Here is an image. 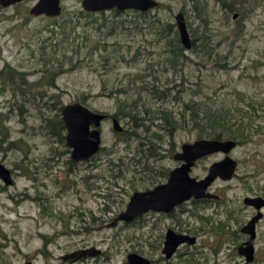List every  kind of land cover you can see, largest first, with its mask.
I'll return each instance as SVG.
<instances>
[{
    "label": "rangeland",
    "instance_id": "1",
    "mask_svg": "<svg viewBox=\"0 0 264 264\" xmlns=\"http://www.w3.org/2000/svg\"><path fill=\"white\" fill-rule=\"evenodd\" d=\"M37 1L0 5V72L5 68L17 72L13 84H3L7 74L0 75V113L8 117L0 130V161L13 177L11 185L0 178V262L129 264L132 252L153 264L245 262L238 246L248 236L241 228L256 210L245 205L244 198L264 195V0H239L244 16L236 18L220 0H200L197 9L196 0H158L161 6L140 19L130 10L118 16L108 10L84 18L78 14L82 0H63L58 17L34 16L30 9ZM179 11L185 13L192 41V29L210 35L219 62L191 47L184 48L187 62L178 70L171 67L170 38L161 31L168 23L178 31ZM113 19L122 24L116 33L99 28ZM47 79H55L54 84ZM153 85L168 91L166 101L146 90L137 98L140 87ZM124 90L130 91L111 92ZM125 99L141 100L142 117L145 106L157 115L162 105L179 118L184 103L193 100L233 109L229 123L234 128L241 125L245 136L231 152L238 161L236 177L217 179L209 188L219 199L189 202L174 217L149 212L136 222L108 226L126 208L136 188L154 186L145 180L175 165L173 151L185 142L203 139L190 123L170 137L161 120L148 121L151 130L163 137L155 141L158 152L168 156L144 158L137 166L132 162L121 177L118 171L132 161L139 140L119 139L122 132L114 130L109 118L102 123L101 150L89 161L73 162L70 147L53 125L61 108L81 102L115 116ZM128 121L120 119L124 130L132 128ZM9 141L15 142L11 148ZM119 157L124 164L115 166ZM224 157L217 152L200 159L192 175L204 178L210 166ZM197 213L204 217L193 215ZM169 228L196 236L197 242L181 246L167 260L162 249ZM91 247L101 253L76 261L62 259ZM255 248L250 264H264V218L257 225Z\"/></svg>",
    "mask_w": 264,
    "mask_h": 264
},
{
    "label": "water",
    "instance_id": "2",
    "mask_svg": "<svg viewBox=\"0 0 264 264\" xmlns=\"http://www.w3.org/2000/svg\"><path fill=\"white\" fill-rule=\"evenodd\" d=\"M23 0H0V5L8 7ZM62 0H38L30 9L34 16L46 15L58 17L61 15L63 7ZM158 0H82L83 10L89 13H98L116 9L119 12L126 10H136L148 12L158 8ZM238 13L234 14V18ZM176 24L180 34L181 42L186 49L193 45L190 31L188 29L185 13L179 11L175 16ZM63 120L66 125V142L72 149L71 157L76 161H86L97 154L102 147V123L109 117L108 114L97 112L81 102H72L62 108ZM113 128L117 132H122L124 127L117 117H111ZM238 142L234 139L203 138L194 142H185L181 146V152L175 157L184 161L183 165L172 170L167 183L160 184L153 189L146 191H135L131 194L126 208L121 211L108 224L115 227L119 222L130 223L138 219L139 216L147 211H164L171 213L174 208L191 198H213L217 197L209 191V187L217 178L224 180L232 179L237 173L238 162L231 156V152L237 147ZM222 152L225 157L213 163L208 174L201 179L191 175V170L196 161L217 153ZM0 178L6 185L13 183L12 171L0 161ZM245 204L254 206L258 213L243 227V231L250 234L249 240L243 244L239 250L246 256L242 264H250L255 260L254 241L256 239V222L259 221L264 213V197H246ZM195 237L178 234L170 230L167 234L164 252L170 258L177 250L178 246L184 242H195ZM101 253L96 247L80 249L68 253L62 257L63 260H79L87 257H94ZM129 264H151L152 260L137 253L132 252L127 257ZM0 264H3L0 262ZM26 264H32L28 261Z\"/></svg>",
    "mask_w": 264,
    "mask_h": 264
},
{
    "label": "trees",
    "instance_id": "3",
    "mask_svg": "<svg viewBox=\"0 0 264 264\" xmlns=\"http://www.w3.org/2000/svg\"><path fill=\"white\" fill-rule=\"evenodd\" d=\"M220 1L227 13L233 15L235 13H238L240 16H244L243 12L241 13L240 8L238 6L239 0H220ZM199 3L200 0L195 1L196 9L198 8ZM110 11L113 12L115 16L121 14V12L117 11L116 9ZM130 11L135 13L137 19L145 18L150 14V11L149 12H140L136 10H130ZM78 14L81 17L88 18L95 16V14L97 13H89L82 9L78 12ZM98 14L104 15L105 11L99 12ZM98 20L95 21L97 22ZM121 25L122 24H120L118 21L113 19L109 24H107V22L99 24V28H101L102 26L108 27L111 34H114L120 28ZM54 26H57V24H54ZM59 27L62 28L64 26L59 25ZM52 31L53 33H56L55 30ZM192 33L194 36L192 41L193 42L192 47L194 51L202 53L203 56L205 57L206 56H208L209 58L214 57L215 61L219 62L220 54L217 51H215V47H213L212 45V38L210 37V35L207 32H203L199 34L194 29H192ZM161 35L170 38L168 44L170 46L169 62L171 67H173L175 70H178V66H181L183 63H186L187 60L189 59V57L184 53V46L181 42L179 31L175 29L174 24L168 23L166 27L162 29ZM232 36L233 37L237 36L236 30L232 32ZM5 73L7 74V79L6 78L3 79L4 81L3 84L5 82L13 84L17 72L12 68H5L1 70L0 75L3 76ZM47 80L49 85H53L55 82V79H47ZM142 90H146L148 93H150V95L153 98L162 101H166L167 96L169 94L168 91L159 89L157 86L153 85L152 87H145V88L140 87L139 90L137 91V94L139 95V97L137 98H140V93ZM129 91L130 90L128 91L124 90L118 92L111 91V92L128 94ZM140 101L141 100L137 101L135 99H131V100L125 99L121 101L117 113L115 114V116L120 119H128L129 120L128 124L130 123L132 125L131 130H124V132L118 133L119 139L127 140V141L129 139L139 140L136 155H133L129 158L132 161L128 165L125 164L126 167L124 171H118V176L123 177L122 175L129 171V165H131L132 162L133 163L135 162L136 163L135 166H137L138 164H140L142 159L155 158V156L159 154L155 141L156 140L160 141L158 139H163V137L159 135L156 131L151 130L152 127L146 124V122L148 121L154 122L156 119L161 120L163 122V127L165 131L168 132L170 137H173L181 126L183 125L188 126L189 123L191 124L193 129H196L198 131L199 138L208 137V138H217V139H234L238 141V143H241L242 138L245 136L244 130L242 129L241 125H239L237 128H234L232 124L229 123L231 117L230 113L232 112L233 109L231 110V108L229 109H224L221 107L219 108L214 101L213 103L210 102L206 103L203 101H195V100L191 102H185L184 108L180 113L179 118L175 116L173 111L169 110L166 107H163L162 105L158 108L157 115L156 112L151 107L145 106L143 110L144 116L142 117L140 113L143 112L139 111L140 110L139 104L142 103ZM7 119H8L7 116H4V114L0 113V130L5 129L4 124L7 121ZM53 125L54 127H58L59 135L61 136L62 140L65 141V136L63 135V131H65L66 128L60 115L59 118L56 121H54ZM7 139L8 136L4 140V143L8 141ZM14 144L15 142L9 141L7 143V147L11 148ZM121 163L124 164V161L122 157H119L118 165H115L113 161H111L110 165L120 166Z\"/></svg>",
    "mask_w": 264,
    "mask_h": 264
},
{
    "label": "flooded vegetation",
    "instance_id": "4",
    "mask_svg": "<svg viewBox=\"0 0 264 264\" xmlns=\"http://www.w3.org/2000/svg\"><path fill=\"white\" fill-rule=\"evenodd\" d=\"M24 1V0H23ZM63 1V0H62ZM62 1H61V3H62ZM238 16H239V14H238ZM63 108V107H62ZM62 108H61V115H60V117L62 118V120H63V115H62ZM112 116H110L109 115V117L107 118V119H109V118H111ZM114 117H116V116H114ZM118 118V117H117ZM106 119V120H107ZM112 120V119H111ZM120 120V119H119ZM63 122H64V120H63ZM64 125H65V122H64ZM65 128H66V125H65ZM58 132H59V129H58ZM65 132L67 133V129H65ZM123 132V131H122ZM66 133L65 134H63L64 136H65V141H66ZM67 143V142H66ZM239 144V143H238ZM183 145V144H182ZM181 145V146H182ZM69 147V146H68ZM71 149V148H70ZM71 151H72V149H71ZM173 151V150H172ZM174 152V153H173ZM171 154H172V158H173V160L175 161V165L173 166V167H168V168H161L159 171H155L157 174L155 175V176H153V178L152 179H149V180H145V182L146 181H151V183L152 184H154V186H151V187H147V188H145V189H143V190H137V188L135 189V191H146V190H149V189H153L154 187H156V186H158V185H160V184H164V183H167V181L169 180V178H170V174H171V172H172V170H174V169H176V168H178V167H180V166H182L183 165V163H184V161H182V160H178V159H176V157H175V155L178 153V152H181V147H180V150H178V151H173ZM222 153V152H221ZM96 155V154H95ZM95 155L94 156H92L89 160H91V159H93L94 157H95ZM168 156V154H165V155H161L160 153L157 155V156H155V158L156 157H160V158H162V157H167ZM206 157V156H205ZM204 158V157H203ZM71 159H72V161L73 162H86V161H89V160H86V161H76V160H74L72 157H71ZM202 159V158H201ZM200 160V159H199ZM199 160H197L196 161V163L199 161ZM141 162H142V160H141ZM141 162H140V164H141ZM217 162V161H216ZM238 162V161H237ZM196 163H195V165H196ZM215 163V162H214ZM129 164V163H128ZM195 165L193 166V168H192V170L194 169V167H195ZM238 168V167H237ZM147 169H148V167H147ZM192 170H191V175H192ZM236 175H237V173H236ZM236 175L233 177V178H235L236 177ZM193 176V175H192ZM154 177H156V178H154ZM195 177V176H194ZM197 178V177H196ZM232 178V179H233ZM160 179H165L164 181H160ZM198 179H201V178H198ZM217 179H221V180H224V179H222V178H217ZM216 179V180H217ZM232 179H229V180H224V181H230V180H232ZM215 180V181H216ZM214 181V182H215ZM134 188L136 187V185H134L133 186ZM210 188V187H209ZM134 191V192H135ZM210 191V190H209ZM211 192V191H210ZM213 193V192H212ZM213 194H216V193H213ZM217 195V197L215 198V197H213V198H201V199H197V198H191V199H189V200H186V201H184L183 203H181V204H179V205H177L175 208H174V210L171 212V213H167V212H164V211H154V210H150V211H147V212H145L144 214H142L141 216H139L138 217V219L137 220H135V221H138L139 219H141L145 214H147V213H149V212H156V213H160V214H165V215H170V216H175V214H176V212L177 211H179L180 210V208L182 207V208H184V204H187V203H189V202H208V201H210V200H217V199H219V195L218 194H216ZM255 196H262V197H264V195H255ZM255 196H251V197H255ZM246 198V197H245ZM245 198H244V200H245ZM244 204H245V202H244ZM245 205H247V204H245ZM247 206H250V205H247ZM250 207H252V208H254L255 210H256V208L254 207V206H250ZM181 208V209H182ZM264 210V208L262 209V211ZM187 211H189V210H187ZM190 211L192 212V209H190ZM258 213V210H256V214ZM263 213H264V211H263ZM256 214H254L251 218H250V220L256 215ZM193 215H195V216H198V217H200V218H203L204 216L202 215V214H199V213H197V214H193ZM264 218V215H263V217L259 220V221H257L256 222V239H257V225H258V223L262 220ZM249 220V221H250ZM135 221H133V222H135ZM248 221V222H249ZM120 223H125V222H119L118 223V225L120 224ZM130 223H132V222H130ZM126 224H129V223H126ZM247 224V223H246ZM245 224V225H246ZM244 225V226H245ZM243 226V227H244ZM243 227L241 228V231H242V233L243 234H245V235H247L248 236V239L247 240H245V241H243L239 246H238V253L241 255V256H243L245 259H246V256L244 255V254H241L240 253V250H239V248L243 245V244H245L248 240H249V238H250V234L249 233H247V232H244L243 231ZM170 230H173L174 232H176V233H178V234H183V235H188V236H190V237H195L196 238V240H195V242H184V243H182V244H180L179 246H178V248H177V250H179L180 248H181V246H183V245H185V244H188V245H193V244H196V242H197V237L196 236H193V235H189V234H187V233H179V232H177V231H175L174 229H172V228H169L168 230H167V232H166V235H165V239H164V246H163V249H162V252H163V254H164V257L167 259V260H169L171 257H173L175 254H176V252H177V250L174 252V254L170 257V258H167V256H166V253L164 252V248H165V246H166V241H167V234L169 233V231ZM256 239H255V241H254V248H255V243H256ZM255 253H256V248H255ZM148 258V257H147ZM151 264H153V261H152V263ZM215 264H219V263H215Z\"/></svg>",
    "mask_w": 264,
    "mask_h": 264
}]
</instances>
